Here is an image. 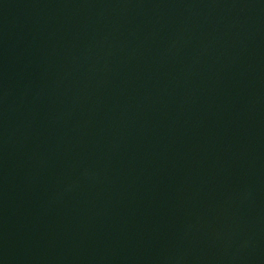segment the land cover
<instances>
[{
    "label": "water",
    "instance_id": "1",
    "mask_svg": "<svg viewBox=\"0 0 264 264\" xmlns=\"http://www.w3.org/2000/svg\"><path fill=\"white\" fill-rule=\"evenodd\" d=\"M0 264H264V0H0Z\"/></svg>",
    "mask_w": 264,
    "mask_h": 264
}]
</instances>
